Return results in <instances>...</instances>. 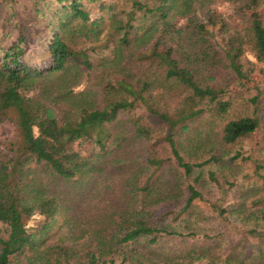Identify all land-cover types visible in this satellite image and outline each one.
I'll return each mask as SVG.
<instances>
[{
    "label": "trees",
    "instance_id": "obj_1",
    "mask_svg": "<svg viewBox=\"0 0 264 264\" xmlns=\"http://www.w3.org/2000/svg\"><path fill=\"white\" fill-rule=\"evenodd\" d=\"M21 1L0 0V125L9 120L17 127L10 156L0 158V264H187L156 250L163 239L185 237L173 224L204 200L196 171L224 167L208 179L231 190L237 181L225 167L239 154L227 160L210 150L193 163L180 139L203 114L228 112L231 103L223 98L229 86L254 89L251 102L260 111L264 0H230L243 4L239 17L251 11L245 22L212 11L217 0H28L34 22H44L38 34L30 19L24 25L19 20L15 7ZM91 3H99L98 17H92ZM34 45L43 50L37 63L29 59ZM257 72L263 74L259 80ZM130 111L142 112L131 122V139L147 155L139 162L126 151L127 137L114 133L119 115ZM258 111L229 120L222 143L258 134L264 120ZM79 141L98 153L83 155L75 147ZM169 164L190 181L181 203L176 188L163 181ZM263 167L256 169L262 189ZM115 175L117 184L111 183ZM112 186L119 208L104 226L77 236L73 230L72 240L59 237L71 230L65 216L75 201L93 204L95 188ZM259 203L264 199L253 200ZM239 206L245 208L247 198ZM61 216L67 228L59 227L53 239ZM241 256L219 264H254Z\"/></svg>",
    "mask_w": 264,
    "mask_h": 264
},
{
    "label": "rangeland",
    "instance_id": "obj_2",
    "mask_svg": "<svg viewBox=\"0 0 264 264\" xmlns=\"http://www.w3.org/2000/svg\"><path fill=\"white\" fill-rule=\"evenodd\" d=\"M100 1L111 3L116 0ZM88 6L92 17H98L99 3H91ZM241 6H243L241 2L235 3L230 0H217L211 9L225 15L228 19H236L241 22L249 21L248 17L251 15L249 9L245 11L246 16L240 14L241 16L239 17L237 14V9ZM15 8L19 14V20L23 22V25L30 19L31 23H28V25L31 26V32L35 33L34 31H37V29H43L42 25L44 22H34L28 0H22ZM185 22L186 19L184 18L176 19V23L181 26ZM38 33L40 32L37 31L36 34ZM15 34L16 31L13 32V36ZM46 35L47 30H44L42 37ZM31 50L29 59L31 62L37 63L40 61V55L43 50H39L37 45H34ZM247 57L255 61L251 52L247 54ZM262 75V72H257L254 79L259 80ZM76 89L79 91V87ZM227 90L228 96L224 97L223 100L230 101L231 103L228 112L223 116L215 115L214 111L203 114L196 121L190 123V127L183 133L180 139L186 160L193 163L201 162L208 158L210 150L225 154V156H228L226 157L227 160L239 154L235 161H229V164L225 167L232 181H237V185L231 190H229L230 188L222 180L220 187L217 184L211 183L208 179L209 172H217L219 176L222 174L221 169L224 167L207 165L201 170L196 171L195 177L200 173L202 174V182L199 188L204 194V200H197L195 202L190 217L182 218L183 220H179L173 224L185 237L173 236L163 239L159 249L156 250V253L177 255L181 260L183 258L187 264H219L225 262L228 258L238 259L240 255H243L241 256L242 260L247 258L248 261H253L254 264H264V214H261V211L264 212V203H259V205L253 204V200L255 199H264V189H262V183L258 179L256 171L257 164L264 166V120L262 129L258 134L245 137L233 145L222 143V130L229 120L254 115V112L258 111L256 106L251 102L257 95L254 89L229 86ZM260 103V111L258 113L264 118V94L259 100ZM140 114H142L140 111L122 112L114 123V133L125 135L128 139V142L124 145H129L126 151L130 153V158L136 159L141 157L137 162L143 161L147 157L146 154L142 156V153L145 151L141 143L139 144L131 139V135L133 134L131 122L134 116L136 117V115ZM16 137L17 127L14 122L8 120L0 125V158L7 154L9 155V144L15 141ZM75 147L83 155H96L98 153L97 148L87 141H79ZM160 150L163 155L169 157V153L165 152L166 149L163 146ZM165 171L166 175L163 181L171 186V189L176 188V192L182 196L181 203L183 198L185 199L186 197L190 181L181 177L173 164L166 166ZM260 173L264 175V167ZM111 180V183L117 184L119 176L115 175ZM59 189L65 191L64 186H59ZM241 189L249 192L244 195ZM117 193L118 189L114 187L110 191L105 188H95L94 197L96 196L97 198H94L93 204L86 201H75V204L73 203L74 208L72 211H68L67 216H65L68 220L67 226L71 230L62 231L67 227L63 225L65 218L61 216L55 231L51 233L52 238L54 239L56 234L60 232L59 227H62L59 237L63 236L72 240L71 233L73 230L77 236L82 231L90 233L94 229L104 226L103 220L107 219L113 211H117L119 208L116 199ZM246 198L247 206L240 208L239 205ZM215 207L220 208L217 209ZM75 208L78 211L77 214L74 211ZM220 209L227 212L222 215ZM85 239L86 236L83 235L82 240L77 239L76 241L80 244L85 242ZM140 247L145 248L146 241ZM252 255L254 256L253 259L250 258ZM219 259L220 261L216 262Z\"/></svg>",
    "mask_w": 264,
    "mask_h": 264
}]
</instances>
